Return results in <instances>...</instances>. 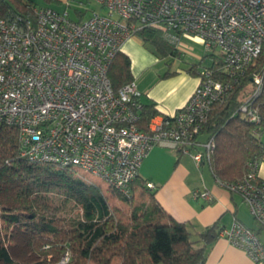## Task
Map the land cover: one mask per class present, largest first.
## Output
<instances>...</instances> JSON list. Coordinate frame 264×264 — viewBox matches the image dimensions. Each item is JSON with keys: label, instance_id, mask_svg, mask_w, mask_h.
Here are the masks:
<instances>
[{"label": "built area", "instance_id": "2783aa9c", "mask_svg": "<svg viewBox=\"0 0 264 264\" xmlns=\"http://www.w3.org/2000/svg\"><path fill=\"white\" fill-rule=\"evenodd\" d=\"M93 1L107 13L93 11L76 20L67 11L35 7L33 20L0 17V126L17 129L28 162L71 167L123 194L155 146L189 154L197 166L208 161L215 143L199 138L201 125L264 49V0ZM146 28L159 30L178 50L187 47L185 36L199 38L208 51L218 48L226 78L203 68L172 121L156 115L142 131L134 80L114 91L107 72L124 42ZM253 82L257 96L264 75L253 73ZM240 110L258 121L251 102ZM215 182L239 193L264 227V179L257 162L236 184ZM193 194L211 197L207 190ZM219 236L242 249L252 264H264V244L242 222L235 220ZM68 261L66 252L57 264Z\"/></svg>", "mask_w": 264, "mask_h": 264}, {"label": "trees", "instance_id": "16d2710c", "mask_svg": "<svg viewBox=\"0 0 264 264\" xmlns=\"http://www.w3.org/2000/svg\"><path fill=\"white\" fill-rule=\"evenodd\" d=\"M35 7L31 0H0V17L33 20ZM76 14V20L85 18V12L80 9ZM158 32L146 28L136 36L145 48L158 56L179 55L180 51ZM207 60L209 63L203 65ZM198 64L201 70L207 68L215 77L226 78L222 71V55L219 51L215 53V48L207 50V54L187 69L200 77L201 70L194 69ZM255 72L264 75V49L226 99L213 104L200 128V139L211 137L214 140L213 152L206 163L214 179L224 185L239 182L251 162L259 165L264 161V82L260 93L254 96ZM107 75L114 91L133 81L130 57L122 50L118 51ZM248 101L257 109L258 121L251 120L240 110L241 104ZM140 103L137 122L140 130L148 131V122L156 115H161L165 123L172 121L173 113L162 114L153 102L140 100ZM21 151L17 129L1 125L0 188L4 183L16 182L19 189L18 205H0V264H21L9 251L15 229L28 234L30 248L41 258V264H55L66 252L68 264L90 261L95 264H204L208 246L220 237L222 227L218 222L193 233L188 222L177 220L165 210L153 188L138 175L127 194L109 187L118 199L129 205L124 221L117 216V210L98 183L86 181L68 166L30 163ZM56 194L61 195L62 205L72 202L78 212L75 215L57 214V208L51 203Z\"/></svg>", "mask_w": 264, "mask_h": 264}, {"label": "crops", "instance_id": "0c3cea01", "mask_svg": "<svg viewBox=\"0 0 264 264\" xmlns=\"http://www.w3.org/2000/svg\"><path fill=\"white\" fill-rule=\"evenodd\" d=\"M127 39L122 51L131 61V72L142 102H153L162 114H172L188 99L199 82L198 74H193L183 67L171 71L152 70L157 63L156 57L141 45L140 40ZM187 44L188 39L183 37ZM189 44V43H188ZM187 48V47H186ZM180 51V50H179ZM181 54V52L179 53ZM190 63H194L196 60ZM264 140V135H262ZM203 163L199 166L189 156L170 152L165 147L155 146L142 161L138 177L154 185L152 191L161 205L174 218L188 222L193 233L218 222L222 228H228L238 220L254 229L264 244V227L251 217L249 209L239 193L229 191L216 184L205 173L200 178L192 179L189 174L199 171L203 174ZM192 171H189V167ZM178 169H183L180 182H176ZM210 170V169H209ZM258 175L264 179V161L258 165ZM196 190H207L211 197L205 199L193 194ZM204 264H252L247 254L233 246L224 237H218L207 248Z\"/></svg>", "mask_w": 264, "mask_h": 264}, {"label": "rangeland", "instance_id": "374dc122", "mask_svg": "<svg viewBox=\"0 0 264 264\" xmlns=\"http://www.w3.org/2000/svg\"><path fill=\"white\" fill-rule=\"evenodd\" d=\"M31 1L36 5V7L50 6L60 12L67 11L69 13V16L74 19L78 17V14H76L77 9L78 10L80 9L81 11L85 12V14H83L84 17H88L89 15L92 14L93 11H99L103 14L107 13L106 9L102 8L97 2L93 0H62V2H57L55 0H31ZM158 35L162 36V33L158 32ZM133 37L135 38L133 40L137 41L138 37L136 35H134ZM185 38L188 39L189 44L187 43L186 44L187 48L180 50L181 54L177 56H171L170 54L158 56L143 46L146 50H148L151 53L153 57L157 58L156 61L158 62L153 64L151 67L154 72L160 69L162 72L167 69H170L171 71H173L177 67H183L185 69H188L191 64L190 62L193 61L192 59L198 60L200 57L207 54V50L205 49L204 43L202 40H200L197 37H191V36H185ZM218 51H219L218 48H215V53H217ZM208 63H209V60H207V62L202 63V64L204 65ZM201 68L202 67L199 64L194 67L195 71H200ZM201 140H204V138L202 137ZM167 149L168 148H166V150ZM168 150L172 153L176 152V150L174 149H168ZM182 155L189 156L191 158L189 154L182 153ZM202 166L204 168L202 172L203 174H200L199 171L197 172L193 171L192 174H189L190 177L192 179H195L196 177L200 178L201 175H204L206 173L207 176L211 178L212 180V175L210 173L208 164L204 162ZM188 168H189V171H192L190 166ZM182 172H183V169L177 170L176 182H180L181 178L179 174H182ZM77 175L81 178H84L86 181H90V182L92 181V182L98 183L101 186L104 193L107 195L110 204L113 206L115 210H117V216L124 221L127 219L128 213H129V205L125 203L124 201H121L120 199H118L115 196L116 194L114 195V192L111 190V188H109L102 180H100L96 176H92L90 174L83 173V172H78ZM18 189H19V186H18V183L16 182L4 183L2 187L0 188V205L6 206V207L18 205V199H17ZM53 190L56 191L55 189ZM60 196H61L60 194H58L57 196H53L51 200L52 206L54 208L55 207L57 208L55 212L57 214H62V215H75L78 212L77 208L73 205L72 202L66 203V205H62L60 201L61 200ZM251 217L253 218L252 215ZM28 240H29V236L24 230L15 229L14 236L9 246V251H10L12 258L16 262H19L21 264L23 263L41 264L39 263L41 258H39L37 254L34 253L33 250L30 248ZM262 240H264V237H262ZM68 263L69 261L66 264ZM86 264H95V263L90 261Z\"/></svg>", "mask_w": 264, "mask_h": 264}]
</instances>
